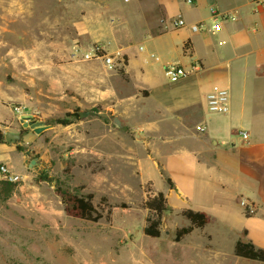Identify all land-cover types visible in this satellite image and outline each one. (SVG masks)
<instances>
[{
    "label": "rangeland",
    "instance_id": "obj_1",
    "mask_svg": "<svg viewBox=\"0 0 264 264\" xmlns=\"http://www.w3.org/2000/svg\"><path fill=\"white\" fill-rule=\"evenodd\" d=\"M161 1L173 14L188 6L183 0H95L97 17L85 0H0V128L20 133L18 121L26 119L52 126L40 134L26 128L20 141L6 143L15 154L0 157L6 159L0 165L18 177L7 181L14 184L12 189L0 177V264L202 261L192 246L173 241L175 229L187 220L172 212L162 215L158 238L142 234L148 216L142 203L154 190L143 180L146 175L135 158L139 151L124 136L120 109L113 106L125 57L120 56L113 70L101 61L70 58L76 45L104 47V41L91 37L98 28H93L95 20L102 24L96 30L102 39L120 38L131 56H143L148 47L141 32L145 15ZM88 75L103 77L102 102L83 93L81 77ZM13 107L21 112L16 114ZM73 113L78 115L70 118L72 125L51 123ZM147 174L160 188L156 171ZM56 186L91 194L101 218L91 222L67 216Z\"/></svg>",
    "mask_w": 264,
    "mask_h": 264
},
{
    "label": "crops",
    "instance_id": "obj_2",
    "mask_svg": "<svg viewBox=\"0 0 264 264\" xmlns=\"http://www.w3.org/2000/svg\"><path fill=\"white\" fill-rule=\"evenodd\" d=\"M85 1L99 17L95 0ZM213 12L230 16L217 17V32L211 30ZM176 17L185 26L174 28ZM94 24L96 30L102 26ZM195 24H202L199 31L191 30ZM96 30L90 33L94 42L104 41L106 53L125 57L113 106L120 109L124 136L139 151L135 158L144 182L165 196L178 219L183 209L208 216L205 226L179 242L202 256L196 264H264L234 254L238 241L264 249V6L254 11L253 0H196L173 14L170 5L158 2L145 15L141 32L148 47L141 57L131 56L120 38L102 39ZM169 64L190 73L171 83L165 77ZM81 80L83 93L102 102L103 77ZM213 87L227 89L228 114L208 113L205 95ZM8 152L14 153L13 147L0 144V157ZM149 170L158 174L160 188ZM242 199L254 205V214L245 215Z\"/></svg>",
    "mask_w": 264,
    "mask_h": 264
},
{
    "label": "trees",
    "instance_id": "obj_3",
    "mask_svg": "<svg viewBox=\"0 0 264 264\" xmlns=\"http://www.w3.org/2000/svg\"><path fill=\"white\" fill-rule=\"evenodd\" d=\"M123 75V72L119 73ZM78 114H66L64 118H56L51 121L52 124H59L67 126L73 123L72 117H76ZM26 129H21L20 133H24ZM5 143L4 133L0 129V144ZM17 150H21L19 145L16 146ZM42 180H47L46 177H41ZM166 183L173 187L170 179L165 178ZM10 189L14 187L13 183L2 182ZM55 193L59 197L64 213L75 219L86 220L91 222H97L101 215L96 212L92 204V195L87 194L85 196L77 195L62 189L60 186H56ZM142 207L148 211V216L145 218V224L142 228V234L150 238H158L161 234L160 226L162 215L164 211L171 210L167 204L165 196L161 192L150 191V194L145 198L142 203ZM180 215L185 218L189 225L186 227L176 228L173 235V241L179 242L185 235L189 234L194 228H202L208 223V216L203 212H196L191 209H183ZM234 254L239 257L264 262V249L255 248L248 241H238L234 247Z\"/></svg>",
    "mask_w": 264,
    "mask_h": 264
},
{
    "label": "built area",
    "instance_id": "obj_4",
    "mask_svg": "<svg viewBox=\"0 0 264 264\" xmlns=\"http://www.w3.org/2000/svg\"><path fill=\"white\" fill-rule=\"evenodd\" d=\"M183 2L187 5H193L196 0H183ZM254 11H257L261 7L264 6V0H253ZM217 17L221 19H229L230 16L226 14L218 15L216 12L212 13V19L214 24L211 27L212 32H217L220 29V24L217 22ZM172 26L174 28H179L185 26V22L180 17H176L172 20ZM202 27V24H195L191 27V30L196 32ZM104 49L98 45L93 44L87 48L81 46H74L72 51L70 52V58L74 61H101L103 65L108 70H113L116 65V61L119 60L120 55L117 54H108ZM157 60V57H154ZM193 70H197V66L192 67ZM189 71L184 69L182 66L177 64H169L165 69V77L171 82H177L180 79H183L189 75ZM205 103L208 113L212 114H220L226 115L229 112V94L226 88L223 87H213L206 95H205ZM16 114L21 112L20 107H13L12 109ZM203 130V128H201ZM243 138H246V133H242ZM0 177L6 181H16L18 177L11 173L4 165H0ZM240 207L243 209L246 216L252 215L255 213L254 205L250 204L247 200L239 201Z\"/></svg>",
    "mask_w": 264,
    "mask_h": 264
},
{
    "label": "water",
    "instance_id": "obj_5",
    "mask_svg": "<svg viewBox=\"0 0 264 264\" xmlns=\"http://www.w3.org/2000/svg\"><path fill=\"white\" fill-rule=\"evenodd\" d=\"M85 115L84 112L79 113V117H83ZM116 124L119 125V121L117 119L114 120ZM22 128L26 129H31L35 134H40L41 132L51 128V125L47 124L46 122L43 121H38L35 119H26L22 120L21 122ZM4 139L5 143H10V142H18L21 139V134L20 133H10V132H5L4 133ZM135 139L138 141H142L143 138L137 134L135 136ZM29 152H26V155H28ZM31 164H34V161L31 160ZM164 213H169V210L164 211Z\"/></svg>",
    "mask_w": 264,
    "mask_h": 264
}]
</instances>
